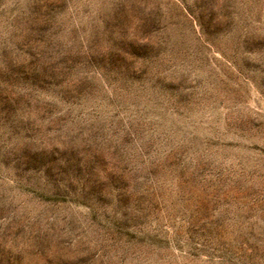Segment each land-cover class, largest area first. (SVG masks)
<instances>
[{"label":"rangeland","instance_id":"rangeland-1","mask_svg":"<svg viewBox=\"0 0 264 264\" xmlns=\"http://www.w3.org/2000/svg\"><path fill=\"white\" fill-rule=\"evenodd\" d=\"M0 264H264V0H0Z\"/></svg>","mask_w":264,"mask_h":264}]
</instances>
